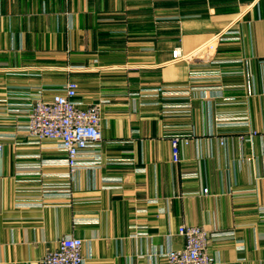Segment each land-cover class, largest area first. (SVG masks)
Returning <instances> with one entry per match:
<instances>
[{
  "label": "crops",
  "instance_id": "obj_1",
  "mask_svg": "<svg viewBox=\"0 0 264 264\" xmlns=\"http://www.w3.org/2000/svg\"><path fill=\"white\" fill-rule=\"evenodd\" d=\"M71 81L81 108L108 103L86 153L102 165L70 176L14 105ZM159 85L176 96L137 95ZM182 225L230 234L209 240L214 264H264V0H0V264L65 237L85 264H165Z\"/></svg>",
  "mask_w": 264,
  "mask_h": 264
},
{
  "label": "built area",
  "instance_id": "obj_2",
  "mask_svg": "<svg viewBox=\"0 0 264 264\" xmlns=\"http://www.w3.org/2000/svg\"><path fill=\"white\" fill-rule=\"evenodd\" d=\"M229 34L231 33H225L223 39L218 37L217 40L225 41L226 35ZM173 56L178 57V51H175ZM77 91V83L71 81L59 89L48 101L40 97L32 101L28 99L29 96L23 95L20 100L27 99L28 101L14 105L23 108L26 124L21 129L31 142L39 144L43 141H51L56 150L65 153L66 159L63 163L70 168V176L80 165L87 164L83 159L98 157L97 152L91 155H87V152L96 151L101 147V107L92 104L84 109L81 108L75 100ZM178 141L179 139L176 138L171 141L173 163L179 162ZM96 163H99V160ZM49 193L54 195L61 191L59 188H53L49 192H43L44 195ZM203 193L207 194V190ZM63 194L66 195V192ZM24 205L26 204L20 206ZM28 206L35 207L36 205ZM138 229L143 230L144 227ZM177 233L184 239V247L180 250L161 252L160 255L165 258V264H214L215 259L208 253V242L212 238L226 235V233L210 234L201 227L187 225L180 226ZM138 236L144 237L146 234L138 233ZM82 248L81 239L62 238L57 247L48 251L39 264H85Z\"/></svg>",
  "mask_w": 264,
  "mask_h": 264
},
{
  "label": "rangeland",
  "instance_id": "obj_3",
  "mask_svg": "<svg viewBox=\"0 0 264 264\" xmlns=\"http://www.w3.org/2000/svg\"><path fill=\"white\" fill-rule=\"evenodd\" d=\"M221 38V39H223L224 37H225V35H214L213 36V42L215 41V39H216V41H217V38ZM216 43V42H215ZM207 47V51L208 52H212V51H215L216 50V47L215 46H213L212 44L211 45H209V46H206ZM175 51H178V53H179V56L178 57H174L173 56V53L175 52ZM196 53H197V51H196ZM195 54V53H194ZM194 54H188V55H182L181 54V51H180V49L179 48H176V49H174L173 51H172V62H174V63H178L179 61H187V62H190V61H188L190 58H192L193 57V55ZM196 55V54H195ZM176 94H177V91H168V90H166L164 87H162L161 85H159V86H156V87H153V88H151V87H149V88H144V89H142L137 95H139L141 98H144V99H151V100H155V101H158L157 103H161L163 100H167L168 98H170V97H175L176 96ZM136 94H135V96H137ZM174 95V96H173ZM103 102H104V104H103ZM108 103V101H106V100H104V99H100V100H98V102L97 103H95V105H100V107L102 108L104 105H106ZM101 104H103V105H101ZM173 108H175V107H173ZM100 120H101V110H100ZM25 126V125H24ZM24 126H22V127H20V128H23ZM179 139L178 137H174V138H172L171 139V141L173 140V139ZM29 139V138H28ZM30 140V139H29ZM31 141V140H30ZM32 144H34L33 142H31ZM34 145H39V144H34ZM96 154V153H95ZM98 154V153H97ZM172 156V155H171ZM97 160H99V163H96V161ZM173 162V161H172ZM85 163H87V164H85V165H80L79 166V168L76 170V171H80L81 169L82 170H95V169H98L101 165H102V158H101V156L98 154V157L96 158V159H91V160H88V161H86L85 160ZM174 164H176V163H174ZM58 165H63V166H65V167H67L68 168V171H70V168L68 167V166H66L65 165V163H58ZM23 166H20L19 167V169L20 170H23ZM34 169H36V168H34ZM19 204H21V205H23V204H25V203H22V202H16L15 203V205L17 206V207H19ZM34 205H36L35 207H37V205L39 206L40 204H34ZM226 235H230L229 233L228 234H226ZM46 254V253H45ZM44 257V256H43ZM40 263V262H39Z\"/></svg>",
  "mask_w": 264,
  "mask_h": 264
}]
</instances>
